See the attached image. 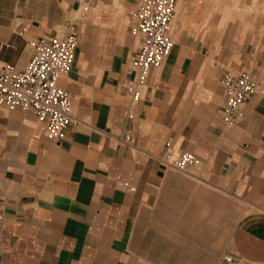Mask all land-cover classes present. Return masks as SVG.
Instances as JSON below:
<instances>
[{
  "label": "crops",
  "instance_id": "0c3cea01",
  "mask_svg": "<svg viewBox=\"0 0 264 264\" xmlns=\"http://www.w3.org/2000/svg\"><path fill=\"white\" fill-rule=\"evenodd\" d=\"M135 3L0 0V64L76 37L58 141L31 110L0 106V264H264V37L218 43L206 1L177 0L170 50L133 99ZM225 71L256 82L230 124ZM167 137L195 156L186 172L161 161Z\"/></svg>",
  "mask_w": 264,
  "mask_h": 264
},
{
  "label": "built area",
  "instance_id": "2783aa9c",
  "mask_svg": "<svg viewBox=\"0 0 264 264\" xmlns=\"http://www.w3.org/2000/svg\"><path fill=\"white\" fill-rule=\"evenodd\" d=\"M176 1L136 0L131 30L138 36V47L129 61L133 77L127 87L133 99L140 96L148 72L158 67L170 50V22L175 14ZM75 46L76 37L71 31L39 37L33 43V54L23 68L0 64V106L9 110H31L37 121L45 122V136L54 141L62 137L66 126L73 121L70 96L56 79L69 70ZM220 87L223 95L222 121L230 124L241 117L244 103L256 90V82L246 71H225ZM119 140L129 143L130 137L124 135ZM160 159L181 172H186L195 162L191 152L174 154L170 137L164 141ZM120 185L128 191L134 190L124 182ZM222 259L233 261L230 255H223Z\"/></svg>",
  "mask_w": 264,
  "mask_h": 264
},
{
  "label": "rangeland",
  "instance_id": "374dc122",
  "mask_svg": "<svg viewBox=\"0 0 264 264\" xmlns=\"http://www.w3.org/2000/svg\"><path fill=\"white\" fill-rule=\"evenodd\" d=\"M210 19L205 27H214L217 42L252 33L264 37V0H205Z\"/></svg>",
  "mask_w": 264,
  "mask_h": 264
}]
</instances>
